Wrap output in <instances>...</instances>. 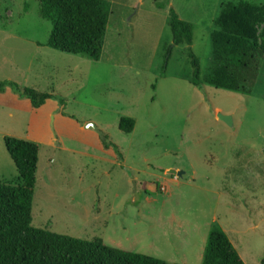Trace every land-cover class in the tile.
Listing matches in <instances>:
<instances>
[{
  "label": "rangeland",
  "instance_id": "1",
  "mask_svg": "<svg viewBox=\"0 0 264 264\" xmlns=\"http://www.w3.org/2000/svg\"><path fill=\"white\" fill-rule=\"evenodd\" d=\"M102 1L109 25L92 61L46 46L52 26L39 16V0H0V82L53 95L35 109L10 88L0 93V182H20L4 137L25 140L39 150L34 228L99 238L166 264H201L217 225L244 264H261L264 66L251 95L197 88L188 52L204 78L221 1L264 0ZM170 10L193 26V41L167 59ZM256 27L262 35L264 23ZM122 118L135 121L131 134L118 129Z\"/></svg>",
  "mask_w": 264,
  "mask_h": 264
},
{
  "label": "trees",
  "instance_id": "2",
  "mask_svg": "<svg viewBox=\"0 0 264 264\" xmlns=\"http://www.w3.org/2000/svg\"><path fill=\"white\" fill-rule=\"evenodd\" d=\"M39 16L51 22L46 46L52 50L99 61L109 25L107 5L102 0H39ZM264 23V5L221 1L210 34L211 61L208 74L201 78L198 60L188 52L192 75L190 83L197 88L208 85L242 95H251L259 84L264 66V32L258 34L257 23ZM167 25L172 46L166 47L169 59L172 48L191 45L193 26L170 10ZM165 71V68H164ZM165 74V73H163ZM7 88L26 98L39 109L52 94L31 88L20 89L11 81L0 82V93ZM135 121L122 118L118 129L131 134ZM104 147H114L104 139ZM4 145L20 178L18 185L0 182V264H166L143 254L127 252L106 245L101 239L90 241L52 235L31 224L37 145L5 136ZM115 148V147H114ZM201 264H244L225 232L211 225ZM261 264H264V256Z\"/></svg>",
  "mask_w": 264,
  "mask_h": 264
},
{
  "label": "water",
  "instance_id": "3",
  "mask_svg": "<svg viewBox=\"0 0 264 264\" xmlns=\"http://www.w3.org/2000/svg\"><path fill=\"white\" fill-rule=\"evenodd\" d=\"M217 118H218L220 121H222L223 123H225L226 125H228V126H230V127H233V125H232V119H231L230 117L223 116V115H218ZM85 127H86V128L92 127V128H94L95 130H97V128H96L94 125H92V124H87ZM97 132L101 135V138H103V134H102L101 132H99L98 130H97ZM168 174L171 175V176H172V175H173V176H178V175H180V174H178L177 172H175V171H173V170L169 171Z\"/></svg>",
  "mask_w": 264,
  "mask_h": 264
},
{
  "label": "crops",
  "instance_id": "4",
  "mask_svg": "<svg viewBox=\"0 0 264 264\" xmlns=\"http://www.w3.org/2000/svg\"><path fill=\"white\" fill-rule=\"evenodd\" d=\"M3 93H6V90L3 92ZM13 96V95H12ZM7 97H9V96H6L5 98H7ZM19 98V96L18 95H16V96H13V98ZM240 256V255H239Z\"/></svg>",
  "mask_w": 264,
  "mask_h": 264
}]
</instances>
